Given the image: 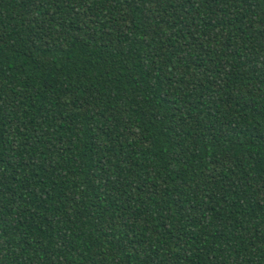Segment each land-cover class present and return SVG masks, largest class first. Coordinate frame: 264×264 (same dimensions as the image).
<instances>
[{"label": "trees", "instance_id": "1", "mask_svg": "<svg viewBox=\"0 0 264 264\" xmlns=\"http://www.w3.org/2000/svg\"><path fill=\"white\" fill-rule=\"evenodd\" d=\"M0 264H264V0H0Z\"/></svg>", "mask_w": 264, "mask_h": 264}]
</instances>
